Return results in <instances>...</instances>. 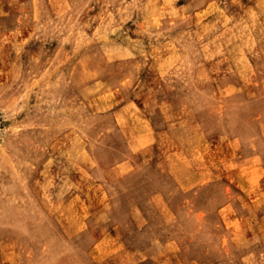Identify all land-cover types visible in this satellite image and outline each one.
I'll return each mask as SVG.
<instances>
[{
	"label": "rangeland",
	"instance_id": "rangeland-1",
	"mask_svg": "<svg viewBox=\"0 0 264 264\" xmlns=\"http://www.w3.org/2000/svg\"><path fill=\"white\" fill-rule=\"evenodd\" d=\"M207 1L0 0V264H264V12Z\"/></svg>",
	"mask_w": 264,
	"mask_h": 264
},
{
	"label": "crops",
	"instance_id": "crops-1",
	"mask_svg": "<svg viewBox=\"0 0 264 264\" xmlns=\"http://www.w3.org/2000/svg\"><path fill=\"white\" fill-rule=\"evenodd\" d=\"M209 2L210 3L214 2V0H208L206 6L210 5ZM218 2H216L217 10H222L224 12H227L235 9L233 6V0H218ZM247 2H248L247 5L254 8L256 11L264 12V0H248Z\"/></svg>",
	"mask_w": 264,
	"mask_h": 264
}]
</instances>
